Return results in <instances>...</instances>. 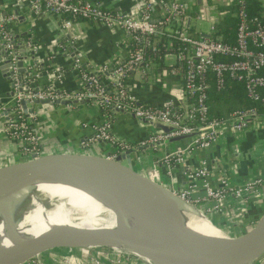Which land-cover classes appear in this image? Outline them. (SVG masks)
I'll list each match as a JSON object with an SVG mask.
<instances>
[{
  "label": "built area",
  "instance_id": "1",
  "mask_svg": "<svg viewBox=\"0 0 264 264\" xmlns=\"http://www.w3.org/2000/svg\"><path fill=\"white\" fill-rule=\"evenodd\" d=\"M32 13H47L56 16L61 26L67 27L71 21L85 19L101 23L109 27L122 28L129 37L127 54L120 59H114L110 64L100 67H87L81 63L78 55H71V67L78 78V86L67 89L62 85V72L58 66H51V78L39 83L40 71L48 69V63L38 56V47L29 37L21 42L31 49L35 60L29 58V52H24L23 71H17L16 60L19 52L15 50L17 38L13 34L11 23L15 20L14 12L0 13V48H3V58L9 60L7 67L11 82L8 100L0 98V127L1 131L18 144V158H25L31 154L42 152L38 127L37 108L34 99H65L64 106L71 107L79 101L94 104L102 115V121L94 125L89 135L81 136L76 149L83 151L93 150L92 144L100 141L111 146L107 152H100L113 158L118 152L130 148L156 147L171 136L193 133L183 149L192 146L205 147L225 129L230 126L234 130L245 128L249 121L255 118L264 120V110L256 105L232 109L224 117L207 115L205 88L207 87L206 74L213 75L217 88L223 85L225 76H230L243 85L244 93L248 98L257 100L264 109V20L257 15L249 16L243 7V0H234L237 8L234 12L236 25L234 40L223 41L217 35L214 24H210L207 34L190 35L185 24L187 5L177 0L162 2L158 17L151 13L152 0H143L142 6L136 13L120 11L107 7L97 0H23ZM165 32L176 37L181 43L173 52V64L168 68L171 76L180 80L185 95L184 104H174L165 100L159 105H150L138 101L129 92L126 86L128 76L138 72V78H147L149 60L144 50L155 42L154 34ZM68 46L59 44L63 54L68 53ZM43 61H42V60ZM21 99L31 108L25 112L21 106ZM121 111L133 117L153 123L161 122L170 126V130H156L135 142L117 138L110 131V122L113 112ZM75 148V147H74ZM181 149L172 150L163 155L164 171L171 175L173 162L181 159ZM209 172L204 165L192 169L188 176L191 181L183 187H174L166 184L170 190L188 203L212 201L211 208H218L219 202L230 196L237 200L254 201L264 193V174L251 176L240 183H232L220 179L212 184L208 179ZM203 189V194L193 195L196 187ZM250 195L254 196L251 200ZM208 209V208H207ZM68 252L72 251L68 247ZM93 248L83 247L80 250L86 254ZM96 252L91 262L104 264L102 260L111 263L128 264L103 249H94ZM69 254L58 256L57 260L69 263ZM89 257V256H88ZM102 258V259H101ZM38 261V260H37ZM34 264H44L41 261Z\"/></svg>",
  "mask_w": 264,
  "mask_h": 264
},
{
  "label": "crops",
  "instance_id": "2",
  "mask_svg": "<svg viewBox=\"0 0 264 264\" xmlns=\"http://www.w3.org/2000/svg\"><path fill=\"white\" fill-rule=\"evenodd\" d=\"M97 1L104 6L131 13L138 12L143 3V0ZM164 1L167 0L151 1L153 17H158ZM177 1L187 5L186 27H192L197 35H205L209 31L210 24L222 18L224 9L221 7L234 0ZM258 1L264 7V0ZM2 11L15 12L16 18L11 25L13 34L18 36L24 33V37L31 38L37 45L38 56L42 59L47 58L44 63H48V69L46 73L43 71L38 73L41 77L39 83H44L46 78L52 79L54 74L51 66L53 65L60 67L63 75L62 85L67 89L76 88L79 80L71 67V55H78L81 63L87 67L96 68L103 64H110L114 59L123 58L129 48L128 34L120 27H109L85 19L73 20L69 26L63 27L59 19L52 14L30 12L27 3L23 0H0V12ZM18 15H22V19L18 20ZM62 43L65 46L69 45L68 53L63 54L59 50L58 45ZM162 60L163 65L149 62L145 80L138 78V72L131 73L125 81L126 86L138 101L159 105L165 100H171L174 104L182 106L185 102L182 85L180 80L171 76L168 71L173 64V52H164ZM4 77L0 73V98L8 100L10 82ZM35 105L39 112L37 129L40 132L43 149L74 148L78 139L83 135L91 134L94 125L103 119L100 110L90 102H79L71 107L47 102ZM109 129L117 138L129 142H135L159 130L155 124L121 111L113 112ZM190 138L191 136L166 140L155 148L147 146L135 151L134 153H139L140 157H143L139 171L144 174L153 173L158 179L160 175H164L167 182L177 188L188 184L191 181L188 173L201 165H204L209 172L208 179L212 184L218 183L220 179L240 183L251 176L264 174V120L260 118L250 120L245 128L239 130H234L230 126L225 127L215 140L205 147L192 146L183 149ZM17 148L16 141L8 138L0 127V165L18 159ZM92 149L97 150L98 153L107 152L111 146L106 142L97 141L92 144ZM177 149H181V159L173 162L171 175L166 176L163 155ZM134 153L132 156H135ZM157 178L152 179L158 186L170 191V188L163 185V181L159 182ZM201 194L203 189L200 186L196 187L193 195ZM250 197L251 200L254 199V196L250 195ZM254 202L250 199L237 200L228 196L219 202L218 208H209L212 205L211 200L202 201L200 204L203 208H209V218L213 216L218 227L222 228L220 226H230L243 218ZM65 251L64 247L44 250L41 252L42 262H45L44 264H93L88 255L81 250ZM60 252L70 255L69 263L57 260L58 256L61 257L58 254ZM55 255H58L56 260ZM102 261L104 264H112L108 260ZM23 264L30 263L23 262Z\"/></svg>",
  "mask_w": 264,
  "mask_h": 264
},
{
  "label": "water",
  "instance_id": "3",
  "mask_svg": "<svg viewBox=\"0 0 264 264\" xmlns=\"http://www.w3.org/2000/svg\"><path fill=\"white\" fill-rule=\"evenodd\" d=\"M0 13L3 14L5 11ZM22 17V15H18L17 19L20 20ZM24 36V33L18 36L15 35L18 39L15 50L19 52L16 60L17 71L24 70L23 59L26 57L24 52H29V58L35 60L33 55L30 54L31 49L26 48L25 43L21 42L22 39L24 40ZM3 51V48H0V73L3 77L5 76V79L9 80L7 70L9 60L3 58ZM66 101L65 99H55L52 102L47 99H34V104L42 102L64 104ZM21 106L25 112L31 110L25 105L24 99H21ZM36 106L34 105V107ZM153 124L162 131L171 129L170 126L161 122H153ZM191 135L193 133L179 134L168 137L163 142ZM137 150L139 148H130L120 151L113 158H110L105 153H96L94 150L83 151L72 147L44 149L40 153L31 154L25 158H18L0 165V195H10L11 202L16 207L25 206V196L28 191L27 183L45 175V172L53 166L71 167L78 169L80 172H83L86 168L94 167L103 173L114 194L119 197H125L136 191L141 192V196L137 200L133 197H125L124 199L132 207L133 212L145 223L147 231L151 234L149 240L140 242L134 234L121 229L118 220L115 229L62 224L56 231L32 236L12 248L8 246L2 248L4 249L2 251L7 254L0 256V261L7 258L5 264H21L46 249L79 246L102 248L114 256L132 260L136 258L144 264L180 262L252 264V261L264 252V193L255 200L243 218L234 222L229 229L220 228L223 237L214 242L207 241L202 237L193 236L179 230L167 219L158 220V218L164 219L162 208L153 201V193L149 190L150 187L163 189L168 196L179 201L188 209H197V207L186 202L171 190L170 192L158 186L149 173L144 174L135 169L133 167L134 158L140 157L139 153H134ZM132 153L135 156H132ZM91 191L95 192L96 190L92 189ZM98 193H101V191ZM207 219L209 218L207 217ZM211 223L213 226H218L212 221Z\"/></svg>",
  "mask_w": 264,
  "mask_h": 264
},
{
  "label": "bare ground",
  "instance_id": "4",
  "mask_svg": "<svg viewBox=\"0 0 264 264\" xmlns=\"http://www.w3.org/2000/svg\"><path fill=\"white\" fill-rule=\"evenodd\" d=\"M27 189L25 206L16 207L10 195H0V256L7 254L2 248H12L32 236L51 233L62 224L114 229L118 220L120 228L134 234L140 242L150 239L151 234L138 226L135 219L138 216L124 199L133 197L137 200L141 192L119 197L103 173L94 167L80 172L55 165L45 175L29 181ZM92 189L96 191L92 192ZM149 190L153 193V201L162 208L164 219L158 218L159 221L167 219L179 230L210 242L223 237L221 229L213 226L203 211L184 207L163 189L150 187ZM6 261L7 258L0 264Z\"/></svg>",
  "mask_w": 264,
  "mask_h": 264
},
{
  "label": "trees",
  "instance_id": "5",
  "mask_svg": "<svg viewBox=\"0 0 264 264\" xmlns=\"http://www.w3.org/2000/svg\"><path fill=\"white\" fill-rule=\"evenodd\" d=\"M237 3H232L222 6L224 14L222 18L213 22L217 35L223 41L232 42L234 40V30L236 25V17L234 12L237 8ZM243 7L249 16L257 15L260 20H264V7H262L258 0H243ZM187 32L192 36H197V33L192 30V27H186ZM155 42L152 46L145 48L144 53L147 60L150 62L163 65L162 55L167 51H174L176 46L181 42L164 31L153 35ZM207 87L206 103L207 115L214 117H224L232 109L256 105L258 109H264L259 105L257 100L248 98L240 81L235 80L230 76H225L223 85L217 88L213 81L211 73L206 74ZM58 248V247H56Z\"/></svg>",
  "mask_w": 264,
  "mask_h": 264
},
{
  "label": "rangeland",
  "instance_id": "6",
  "mask_svg": "<svg viewBox=\"0 0 264 264\" xmlns=\"http://www.w3.org/2000/svg\"><path fill=\"white\" fill-rule=\"evenodd\" d=\"M153 148H155V147H153ZM45 149H47V148H45ZM74 149H76V147L74 148ZM140 149V148H139ZM95 152L96 153H98V151L97 150H95ZM143 161V157H139V158H135L134 159V161H133V167L135 168V169H137V170H139L142 166H141V162ZM149 171V170H148ZM164 174L167 176V174L165 173V171H164ZM150 175H152V178H157V176H155V174L153 175V173H150ZM158 179V178H157ZM159 180V182H164L163 183V185H165L166 186V184H168V182H167V178L164 176V175H160V179H158ZM262 196V194L260 195V196H257L256 198H255V200L256 199H258L259 197H261ZM254 200V201H255ZM193 205L195 206V207H197V209L198 210H200V211H203L202 213L205 215V216H207L208 218H209V213H210V210H209V208H211V207H209L208 209L207 208H203L202 206H201V204H198V203H193ZM123 211V213H124V211L125 210H122ZM126 212V211H125ZM115 214V213H114ZM115 216H118V215H116L115 214ZM124 216V215H123ZM135 219H136V222H137V224H138V226H140L141 228H143L144 230H146L147 231V229H146V227H145V223L144 222H142L138 217H135ZM202 219L203 220H206V221H208L207 219H206V217H202ZM215 225H217L216 224V220H215V218H213V216H210V218H209ZM220 227H222L223 229H229L230 227H231V225L230 226H220ZM115 229V228H114ZM148 232V231H147ZM151 238V237H150ZM56 248V247H55ZM65 248V252H68V247H64ZM72 248V250L73 249H77V250H80V248H83V247H71ZM94 249H98V248H93V249H90V250H93L92 252H88V256H89V259L90 260H92V258L95 256V254H96V252L94 251ZM102 249V248H101ZM47 250V249H46ZM42 252V251H41ZM41 252L38 254V255H34V256H32V257H30L29 259H27L26 261H24V262H29L30 264H34V262H38V261H43L42 260V255H41ZM65 252H63L64 254H66ZM45 253V252H44ZM109 253V252H108ZM57 254V253H56ZM58 254H60L61 256H63L64 254H61V252L60 253H58ZM110 254V253H109ZM57 256L58 255H55V260H56V258H57ZM119 258H121V257H119ZM124 259V261L126 262V263H130V262H134L135 264H144V263H142L141 261H139V260H137L136 258H135V260H132V259H128V258H123ZM38 260V261H37ZM260 262H261V264H264V253L263 254H261L259 257H257V259L256 260H253L252 261V264H260ZM45 263V262H44ZM21 264H23V263H21ZM112 264H117V263H112Z\"/></svg>",
  "mask_w": 264,
  "mask_h": 264
}]
</instances>
